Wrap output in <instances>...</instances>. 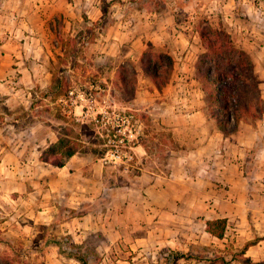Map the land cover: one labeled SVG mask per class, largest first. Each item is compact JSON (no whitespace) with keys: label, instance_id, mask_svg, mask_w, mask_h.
Segmentation results:
<instances>
[{"label":"rangeland","instance_id":"rangeland-1","mask_svg":"<svg viewBox=\"0 0 264 264\" xmlns=\"http://www.w3.org/2000/svg\"><path fill=\"white\" fill-rule=\"evenodd\" d=\"M144 12L160 16L152 24ZM208 27L249 54L258 83L255 116L226 133L196 74ZM149 44L173 61L161 89L141 65ZM57 86L66 94L54 97ZM117 113L133 115L131 157L105 163ZM67 135L119 187L87 232L77 219L87 208L53 200L56 166L40 160ZM138 167L167 178L164 192L125 188ZM218 217L222 239L205 230ZM63 253L88 264H264V0H0V264H80Z\"/></svg>","mask_w":264,"mask_h":264},{"label":"trees","instance_id":"trees-1","mask_svg":"<svg viewBox=\"0 0 264 264\" xmlns=\"http://www.w3.org/2000/svg\"><path fill=\"white\" fill-rule=\"evenodd\" d=\"M101 10L106 13L107 4L103 3ZM199 37L205 44L206 51L201 54L197 63V79L206 93L210 116L215 120L217 128L226 133L231 128L232 120L238 123L246 115L255 116L254 106L260 102V97L254 64L249 54L237 48L226 32L208 27L199 31ZM140 61L153 84L161 89L172 70V58L164 52L154 50L149 44V49L143 52ZM53 94L54 97L63 95L66 90L57 86ZM83 151L85 147L82 141L68 135L62 136L41 151L40 160L61 167L66 159ZM226 226L225 217L205 221L206 232L218 239L224 237ZM244 250L246 246L243 247L242 254ZM63 254L76 259L80 264H88L86 257L79 253ZM174 257L188 259L192 255L175 252ZM245 260L251 262L248 258Z\"/></svg>","mask_w":264,"mask_h":264},{"label":"crops","instance_id":"crops-1","mask_svg":"<svg viewBox=\"0 0 264 264\" xmlns=\"http://www.w3.org/2000/svg\"><path fill=\"white\" fill-rule=\"evenodd\" d=\"M142 15H146V18H150L151 21L149 20V22L153 21L152 24L156 23V17L160 16V14L156 12H144ZM166 31L168 30L164 31L162 29H157V31H154V34H168ZM208 137L212 138V136L207 135V138ZM204 143L207 142L202 138L195 140V145L202 146ZM135 150L137 157L140 159V162H142V156L146 153L145 147L139 143L135 146ZM37 159H39V156ZM138 169L140 172L129 178L130 182L129 184H125V188L135 192L138 191L140 195L146 193L148 197L153 193H159L160 191L164 192L165 186L168 183L167 178L159 175L156 176L154 172L146 173L140 167H138ZM111 177L112 173L110 169L103 165L100 159L94 158L91 154L76 153L66 159L63 166H56L55 176L52 180L54 181V188L52 189L54 191L53 200L57 204L61 203L69 208H87L85 212L77 217L78 222L81 224V227H78V231L87 232V230H92L94 229L93 222L96 218H101L102 216L107 217L105 214L106 212L99 211V213H97L94 209L97 208L98 205V207L103 210L106 203L110 201V199L107 200V197L105 198L104 196H110L112 191H117L119 188L115 187V184H113V186L111 185L109 180ZM143 197L144 196H139L138 200H143L144 203L149 205L152 204L149 199L144 200L145 198ZM96 201L97 204L95 203ZM131 205H133V203H130V201L125 203L126 208L131 207ZM53 206L54 204H52L51 207ZM110 206L111 204L109 207Z\"/></svg>","mask_w":264,"mask_h":264},{"label":"built area","instance_id":"built-area-1","mask_svg":"<svg viewBox=\"0 0 264 264\" xmlns=\"http://www.w3.org/2000/svg\"><path fill=\"white\" fill-rule=\"evenodd\" d=\"M88 107L91 108L92 104H89ZM132 118V114H115L114 121L116 123L112 125V136L114 137L112 139H108L107 141L108 152L107 155L103 157V161L105 163L109 161L125 162L127 161L128 157H131L130 153L126 149V143L131 140V138H129L128 136H131L133 134V130L129 126Z\"/></svg>","mask_w":264,"mask_h":264}]
</instances>
